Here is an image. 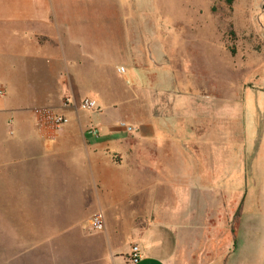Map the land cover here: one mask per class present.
Instances as JSON below:
<instances>
[{"label":"crops","instance_id":"obj_1","mask_svg":"<svg viewBox=\"0 0 264 264\" xmlns=\"http://www.w3.org/2000/svg\"><path fill=\"white\" fill-rule=\"evenodd\" d=\"M131 55L121 0H0V232L53 264H132L134 244L137 264H232L247 224L228 186L188 177L187 127L155 112ZM38 108L69 123L43 131Z\"/></svg>","mask_w":264,"mask_h":264},{"label":"rangeland","instance_id":"obj_2","mask_svg":"<svg viewBox=\"0 0 264 264\" xmlns=\"http://www.w3.org/2000/svg\"><path fill=\"white\" fill-rule=\"evenodd\" d=\"M121 1L142 93L187 127L188 177L197 175L198 189L228 186V214L238 210L236 224H247L232 264H264V0ZM7 232L0 264H53L15 247ZM21 235L35 239V231Z\"/></svg>","mask_w":264,"mask_h":264},{"label":"built area","instance_id":"obj_3","mask_svg":"<svg viewBox=\"0 0 264 264\" xmlns=\"http://www.w3.org/2000/svg\"><path fill=\"white\" fill-rule=\"evenodd\" d=\"M2 95L3 91L0 90V96ZM95 107V103L92 100H84L81 103V109L85 111L94 110ZM34 115L38 127L49 133H56L69 123V119L65 115L51 108H38L34 111ZM120 127L125 128L128 132H134L135 130L125 122H121ZM88 134L97 138L99 136V130L92 128L88 131ZM91 227L97 233L104 232L106 227L104 216L102 214L94 215L91 219ZM141 259L140 247L137 244L132 245L129 255L130 263L137 264Z\"/></svg>","mask_w":264,"mask_h":264},{"label":"trees","instance_id":"obj_4","mask_svg":"<svg viewBox=\"0 0 264 264\" xmlns=\"http://www.w3.org/2000/svg\"><path fill=\"white\" fill-rule=\"evenodd\" d=\"M226 2H227V4H228L229 6H232L233 3H234V0H226Z\"/></svg>","mask_w":264,"mask_h":264}]
</instances>
